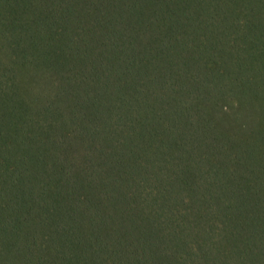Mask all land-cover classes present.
<instances>
[{"label":"trees","instance_id":"1","mask_svg":"<svg viewBox=\"0 0 264 264\" xmlns=\"http://www.w3.org/2000/svg\"><path fill=\"white\" fill-rule=\"evenodd\" d=\"M0 264H264V0H0Z\"/></svg>","mask_w":264,"mask_h":264}]
</instances>
